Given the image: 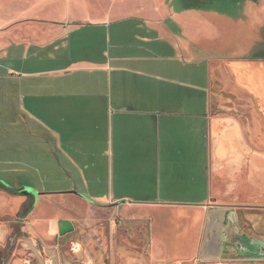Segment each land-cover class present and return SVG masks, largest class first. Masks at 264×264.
<instances>
[{
  "label": "crops",
  "instance_id": "0c3cea01",
  "mask_svg": "<svg viewBox=\"0 0 264 264\" xmlns=\"http://www.w3.org/2000/svg\"><path fill=\"white\" fill-rule=\"evenodd\" d=\"M232 5L0 0V121L19 100L40 146L17 152L64 177L36 198L0 186V211L11 199L17 228L54 248L104 226L108 264H230L242 246L257 248L264 67L224 55V32L245 19L264 24V0H238L243 16ZM10 186L29 188L18 178ZM140 221L146 241L131 234ZM8 224L0 221V246ZM81 237L71 257L93 264L98 246Z\"/></svg>",
  "mask_w": 264,
  "mask_h": 264
},
{
  "label": "rangeland",
  "instance_id": "374dc122",
  "mask_svg": "<svg viewBox=\"0 0 264 264\" xmlns=\"http://www.w3.org/2000/svg\"><path fill=\"white\" fill-rule=\"evenodd\" d=\"M232 2L234 5H232V9H230L229 12L233 16H243V9L235 6V3H237L238 0H232ZM245 21H247L248 24H240L239 22L235 21V23L232 22L233 24L231 23V25L227 24L228 26H226L224 33L228 34V37L224 46V55L229 56L231 54L232 57L243 56L247 60L242 61H248L250 63H263L264 65V24H253L250 22L251 20L249 21L248 19H245ZM238 35H240L238 37L239 40L237 38ZM242 51L243 53L241 55ZM14 104L15 105L10 106L9 108L11 110L9 111L10 116L8 117V120L0 121V157L5 161H11L9 165L3 167L0 166V181L10 186L11 181H13L15 178H18L22 182L29 185V188L35 192L41 188H43L45 191H53V189L64 187V181H61L64 179L63 175L61 174V170H49L46 168L37 167L39 165L36 163L32 164L34 155L31 153L23 154L21 151L17 152L18 150L22 149H25L24 151L26 152H32L35 147L40 146V143L36 135L32 133L34 123L23 114V111H21V108L19 107V100L15 99ZM54 171L55 173L52 174ZM9 198L14 197L9 196ZM253 205L256 206L255 204ZM44 206V213L48 214L51 211V209L48 208L50 206L47 204ZM2 207H7L9 209V213L0 211V215L3 213L2 219H0V221L2 220L3 222H9L8 225L10 232L4 244L0 246V264H11L13 258L12 256L14 254H23L22 250H18L19 246L17 241H19L20 238L15 240L17 231L16 221L22 213L17 214L15 217L12 216L16 206L15 203L11 201V199H9L8 202L5 201ZM261 212L263 213L264 211L261 210ZM261 214L258 215L259 218L257 219L253 216H250L251 214H246L244 219H246L248 222H251L255 219V221L264 222V215ZM249 237H251V234ZM14 240L15 243L12 242ZM255 248L256 247H254L252 250H255ZM19 249L21 248L19 247ZM247 249L248 247H245L242 251Z\"/></svg>",
  "mask_w": 264,
  "mask_h": 264
},
{
  "label": "flooded vegetation",
  "instance_id": "af4514ba",
  "mask_svg": "<svg viewBox=\"0 0 264 264\" xmlns=\"http://www.w3.org/2000/svg\"><path fill=\"white\" fill-rule=\"evenodd\" d=\"M261 211V210H260ZM103 227L100 225L83 227L79 234H73L72 236L65 238L63 241L56 244V247H49L48 244H42L37 241L34 236L24 228H17L15 240L20 238L18 246L21 248L18 250L25 251L22 255L14 254L12 259L14 261L19 260L20 264H59V256L62 257V261L65 264H75L71 257L72 245H84L82 243L81 235H86L90 240L98 246L95 262L93 264H108L106 246L103 242ZM248 232L247 229H243ZM120 233V231H118ZM146 225L144 222H135V227L131 229L133 237L140 241H146ZM264 239V238H263ZM12 240V239H11ZM15 240L12 241L15 243ZM81 242V243H80ZM255 250L250 248L247 250H240L241 253H233L230 261L239 263L230 264H264V240L260 242ZM77 264H87L86 259L80 258ZM229 264V263H228Z\"/></svg>",
  "mask_w": 264,
  "mask_h": 264
},
{
  "label": "water",
  "instance_id": "95a60500",
  "mask_svg": "<svg viewBox=\"0 0 264 264\" xmlns=\"http://www.w3.org/2000/svg\"><path fill=\"white\" fill-rule=\"evenodd\" d=\"M261 66L264 67V65L262 64ZM264 88V87H263ZM0 186L10 190L11 192H14L16 194H25V195H32L34 198H36L39 194H37L36 192H34L32 189L30 188H27V187H20V188H12L10 186H8L7 184H5L4 182L0 181ZM70 194L72 195H76L78 197H81L83 198L84 200L90 202L89 200H87L86 198H84L83 196H81L80 194L78 193H75V192H69ZM121 203H124V202H121ZM248 239H251V240H255V241H260L259 238H251L249 236H246ZM262 241V240H261ZM263 242V241H262ZM242 247H246V246H242ZM248 249H250L252 246L249 244V246H247ZM253 248V247H252ZM251 248V249H252Z\"/></svg>",
  "mask_w": 264,
  "mask_h": 264
}]
</instances>
